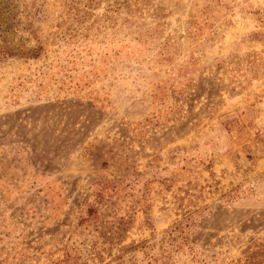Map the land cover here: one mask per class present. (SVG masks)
Returning <instances> with one entry per match:
<instances>
[{"label":"rangeland","instance_id":"374dc122","mask_svg":"<svg viewBox=\"0 0 264 264\" xmlns=\"http://www.w3.org/2000/svg\"><path fill=\"white\" fill-rule=\"evenodd\" d=\"M0 264H264V0H0Z\"/></svg>","mask_w":264,"mask_h":264}]
</instances>
